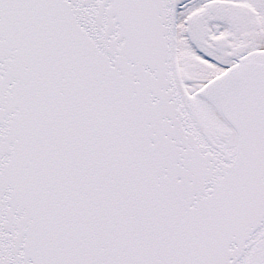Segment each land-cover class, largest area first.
<instances>
[{
    "label": "snow or ice",
    "instance_id": "1",
    "mask_svg": "<svg viewBox=\"0 0 264 264\" xmlns=\"http://www.w3.org/2000/svg\"><path fill=\"white\" fill-rule=\"evenodd\" d=\"M0 264H264V0H0Z\"/></svg>",
    "mask_w": 264,
    "mask_h": 264
}]
</instances>
